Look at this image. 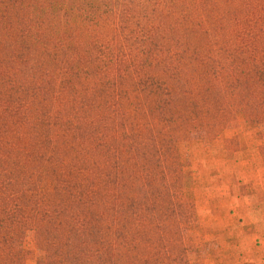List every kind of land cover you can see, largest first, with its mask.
Returning a JSON list of instances; mask_svg holds the SVG:
<instances>
[{
    "label": "trees",
    "instance_id": "16d2710c",
    "mask_svg": "<svg viewBox=\"0 0 264 264\" xmlns=\"http://www.w3.org/2000/svg\"><path fill=\"white\" fill-rule=\"evenodd\" d=\"M194 86L264 125V0H0V257L176 264L155 194Z\"/></svg>",
    "mask_w": 264,
    "mask_h": 264
},
{
    "label": "rangeland",
    "instance_id": "374dc122",
    "mask_svg": "<svg viewBox=\"0 0 264 264\" xmlns=\"http://www.w3.org/2000/svg\"><path fill=\"white\" fill-rule=\"evenodd\" d=\"M202 97L194 86L188 103L183 96L176 104L175 119L187 111L194 121L187 125L180 119L174 137L178 160H167L171 172L178 169L176 161L184 166V189H177L181 179L174 175L155 194L159 212L172 206L179 215V232L174 230L168 237L171 260L176 264L179 260L181 264H264V125L245 128L241 120L224 121L212 107L214 96L205 100L208 107L202 105ZM237 178L248 186L239 187ZM168 187L169 194L164 191ZM50 189V184L42 185L43 191ZM236 189L241 195L249 192L254 207L233 203L231 194ZM17 244L23 250L22 264L48 263L32 233ZM180 250L182 256H178ZM0 264L10 263L2 256Z\"/></svg>",
    "mask_w": 264,
    "mask_h": 264
},
{
    "label": "crops",
    "instance_id": "0c3cea01",
    "mask_svg": "<svg viewBox=\"0 0 264 264\" xmlns=\"http://www.w3.org/2000/svg\"><path fill=\"white\" fill-rule=\"evenodd\" d=\"M236 181L239 182V185H238L239 187L240 186H248L247 182L243 181L241 178L240 179L237 178ZM240 183H242V184H240ZM248 195H249V192L246 195H241L238 192V189H236V192L233 191V193L231 194L232 202L235 204H238V203L242 204L243 203V204H247L250 207H254L253 206L254 201L251 197H248Z\"/></svg>",
    "mask_w": 264,
    "mask_h": 264
}]
</instances>
